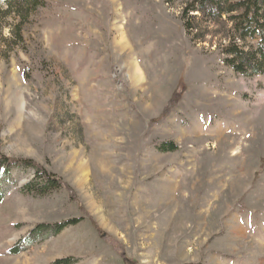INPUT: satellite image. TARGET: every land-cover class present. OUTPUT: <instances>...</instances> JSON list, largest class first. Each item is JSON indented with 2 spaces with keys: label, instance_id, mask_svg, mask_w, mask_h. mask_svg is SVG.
<instances>
[{
  "label": "rangeland",
  "instance_id": "obj_1",
  "mask_svg": "<svg viewBox=\"0 0 264 264\" xmlns=\"http://www.w3.org/2000/svg\"><path fill=\"white\" fill-rule=\"evenodd\" d=\"M43 1L0 40V156L65 188L0 178V264H264V76L224 64L225 18L197 39L187 0Z\"/></svg>",
  "mask_w": 264,
  "mask_h": 264
},
{
  "label": "trees",
  "instance_id": "obj_2",
  "mask_svg": "<svg viewBox=\"0 0 264 264\" xmlns=\"http://www.w3.org/2000/svg\"><path fill=\"white\" fill-rule=\"evenodd\" d=\"M0 6V40L5 48L11 45L19 46L23 43V33L32 24V18L38 16L39 10L45 5L43 0H2ZM225 18V23L230 24L228 29V43L222 48L224 64L236 74L244 76H264V0H187L182 10L184 27L188 34H193L197 39L204 37L206 27H201L200 22L208 26L217 24ZM8 32V38L4 36ZM254 41L245 50L244 43ZM8 46V47H7ZM174 101L170 104L172 105ZM176 146L172 142L162 143L158 146L160 152H174ZM31 168L33 178L23 187L26 194L45 196L53 191H58L65 185L53 175L47 174L38 164L31 160L9 159L0 156V178L5 177L16 168ZM81 218L69 219L54 225L44 224L33 229L32 233L59 234L69 226H75ZM29 241V238L26 239ZM25 240V241H26ZM17 254V246L9 251ZM69 258L57 259L53 264H72Z\"/></svg>",
  "mask_w": 264,
  "mask_h": 264
},
{
  "label": "bare ground",
  "instance_id": "obj_3",
  "mask_svg": "<svg viewBox=\"0 0 264 264\" xmlns=\"http://www.w3.org/2000/svg\"><path fill=\"white\" fill-rule=\"evenodd\" d=\"M139 73H137V75H138ZM138 78L140 79V77H139V75H138Z\"/></svg>",
  "mask_w": 264,
  "mask_h": 264
}]
</instances>
